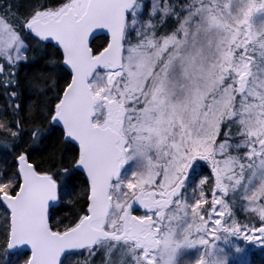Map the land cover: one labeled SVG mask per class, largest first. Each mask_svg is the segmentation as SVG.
Here are the masks:
<instances>
[{
	"label": "snow or ice",
	"instance_id": "obj_1",
	"mask_svg": "<svg viewBox=\"0 0 264 264\" xmlns=\"http://www.w3.org/2000/svg\"><path fill=\"white\" fill-rule=\"evenodd\" d=\"M162 228L264 256V0H0V264H158Z\"/></svg>",
	"mask_w": 264,
	"mask_h": 264
},
{
	"label": "rangeland",
	"instance_id": "obj_2",
	"mask_svg": "<svg viewBox=\"0 0 264 264\" xmlns=\"http://www.w3.org/2000/svg\"><path fill=\"white\" fill-rule=\"evenodd\" d=\"M242 192L243 188L236 193L237 198H239ZM160 240L162 241V250L160 251L158 264H197L199 250L190 251L183 244L182 233L179 231L169 232L167 229L162 228L158 238V241Z\"/></svg>",
	"mask_w": 264,
	"mask_h": 264
},
{
	"label": "flooded vegetation",
	"instance_id": "obj_3",
	"mask_svg": "<svg viewBox=\"0 0 264 264\" xmlns=\"http://www.w3.org/2000/svg\"><path fill=\"white\" fill-rule=\"evenodd\" d=\"M209 195V199H210V193L208 194ZM162 230V229H161ZM161 233V232H160ZM160 236V235H159ZM161 241V240H160ZM160 241H158V239H157V241H156V243L155 244H153L152 245V247L156 250L155 251V259H157V261H159L160 260V257H159V255H160V251L162 250V241H161V243H160ZM249 247H251V246H249ZM264 264V263H263Z\"/></svg>",
	"mask_w": 264,
	"mask_h": 264
},
{
	"label": "trees",
	"instance_id": "obj_4",
	"mask_svg": "<svg viewBox=\"0 0 264 264\" xmlns=\"http://www.w3.org/2000/svg\"><path fill=\"white\" fill-rule=\"evenodd\" d=\"M254 251H255V255L253 257L254 264H263L264 263V256H261L259 249L254 250Z\"/></svg>",
	"mask_w": 264,
	"mask_h": 264
}]
</instances>
